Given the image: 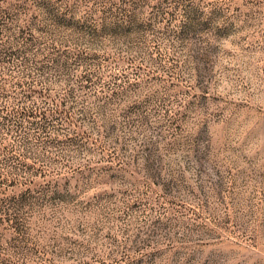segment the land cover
<instances>
[{"label": "rangeland", "instance_id": "rangeland-1", "mask_svg": "<svg viewBox=\"0 0 264 264\" xmlns=\"http://www.w3.org/2000/svg\"><path fill=\"white\" fill-rule=\"evenodd\" d=\"M0 264H264V0H0Z\"/></svg>", "mask_w": 264, "mask_h": 264}]
</instances>
